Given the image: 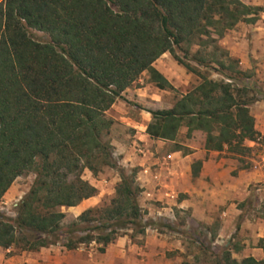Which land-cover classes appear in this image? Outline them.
Here are the masks:
<instances>
[{"label": "trees", "instance_id": "obj_1", "mask_svg": "<svg viewBox=\"0 0 264 264\" xmlns=\"http://www.w3.org/2000/svg\"><path fill=\"white\" fill-rule=\"evenodd\" d=\"M260 10L240 0H0V201L17 176L34 173L15 218L0 214V247L34 251L60 244L72 250L94 242L104 252L118 236L145 233L152 221L138 201V170L118 164L106 138L114 123L107 111L117 99L126 100L123 91L143 72L157 88L174 89L153 66L166 52L200 80L171 107L147 110L151 138L173 141L177 149L183 147L176 141L179 129L186 127L187 138L198 131L206 150L231 157L251 151L246 141L264 148L245 72L234 68L237 60L225 50L228 64L200 50L238 22H256ZM30 30L47 39H35ZM212 63L225 79L201 70ZM200 164L191 165L193 177ZM104 167L118 172L114 196L63 226L62 206L98 193L83 170L97 175ZM258 246L264 252V237ZM222 263L264 259L238 261L223 250Z\"/></svg>", "mask_w": 264, "mask_h": 264}, {"label": "crops", "instance_id": "obj_2", "mask_svg": "<svg viewBox=\"0 0 264 264\" xmlns=\"http://www.w3.org/2000/svg\"><path fill=\"white\" fill-rule=\"evenodd\" d=\"M221 38V47L237 60L238 69L259 76L264 90V20L237 24ZM122 94L125 99L133 100L141 99L143 92L140 87H128ZM255 102L257 106L250 113L255 129L264 135V95ZM127 108L125 101L117 99L108 112L114 122L125 123L133 131V137L148 146L154 141L145 132L150 113L143 112L142 118L137 119L126 113ZM186 131V127H181L178 132H184L186 141L179 142L183 147L167 149L159 155H154L148 147L138 153L133 151L134 146L124 147L121 140L112 139L121 162L138 167L136 181L143 188L138 201L144 207V218L177 216L182 227L191 222L214 230L213 244L225 243L231 258L239 261L252 256L263 260L264 252L258 240L264 237V152L258 155L259 159H251L252 164L242 165L241 158L231 157L225 151L206 150L200 132L193 131L187 138ZM245 143L251 149L259 144ZM195 161L201 164L193 177L191 165ZM150 200L161 206L147 202ZM250 206L248 210L246 207ZM182 253L180 239L147 228L144 234L133 238L130 234L118 236L99 253V260L82 259L74 264H182Z\"/></svg>", "mask_w": 264, "mask_h": 264}, {"label": "rangeland", "instance_id": "obj_3", "mask_svg": "<svg viewBox=\"0 0 264 264\" xmlns=\"http://www.w3.org/2000/svg\"><path fill=\"white\" fill-rule=\"evenodd\" d=\"M240 1L246 5L260 6L262 10L258 12L257 20H264V0H260V2H258L259 0ZM261 16H263V18H261ZM237 24L243 25L250 23L240 21ZM228 31L229 30H227L226 33ZM30 32L35 39H47V35L41 31L30 30ZM220 39L222 40L223 38ZM220 39H218L216 43L210 44L207 48H200L201 54L205 55L207 58L216 57L217 60H221L225 64H228L229 61L227 57L223 55L225 53V49L221 47L222 45L220 43ZM215 46H218L217 49ZM195 48L197 47H193L192 49L194 50ZM153 66H156V69L159 68L157 70H162V74L169 80L174 89L157 88L153 83L149 81L148 74L146 72H143L139 76V78L130 86V89H133L134 87L142 88L143 95L141 99H126L127 101L122 99L123 101H125L126 107H128L126 109V113L133 118H142L143 112H146L149 109H162L171 107L175 100L180 96V94L185 93L187 90L191 89L200 80L197 75L188 72L186 68L179 64L168 52H166L164 55L162 54L158 59H156L153 63ZM211 66L212 67L202 68L201 70H203V72L209 73L210 77L214 79H225L222 74L212 69L219 68L217 67L218 65L216 63H212ZM239 66L240 65L238 63H234V68L238 69ZM225 72L229 71L225 70ZM245 75L247 77H244L242 79L243 82L248 84V86L252 89L251 93L253 94V96L257 98V100H260L262 95H264L263 81L259 76H257L250 70L245 72ZM240 80H237L238 84H242ZM255 106H257V103H252L250 105V110ZM109 114L110 113L107 111L108 116H110ZM116 122L113 123L110 128L109 134L106 137L110 139L111 143L113 138L119 139L121 140V145H123L124 147L134 146L133 151L136 152H138L140 149L144 150L146 147H148L150 149H153L154 155H159L161 152L164 153L167 149H172L175 146L174 142L155 138H153L154 141L148 146H143V143L141 141H138L135 139V137H133L134 133L133 131H131V128L125 125V123L118 124ZM163 141H165V143H163ZM176 141L183 143L186 141L184 138V132L178 134V136L176 137ZM116 148L117 147L114 146V154L119 159L120 155ZM263 152L264 148L260 143L257 145H253L251 151L241 157V164L246 165V162H248V164H252L253 162L251 161V159H259L258 155L262 154ZM118 164L125 168L138 169L137 166L123 164L120 159L118 161ZM82 177L93 184L98 189V193L93 197L81 201L76 206H62L61 210L65 213L63 226H67L84 209L108 203L109 200L114 196L115 185L119 181L117 170L110 167H104L103 170L97 175H93L91 171H89L88 169H84L82 172ZM33 178L34 173L31 171L24 172L23 174L15 178L0 201V214L11 221L15 218L17 205L25 195V193L29 190ZM147 202L156 206H161L159 202H155L152 200ZM141 207L142 209H144L143 206ZM246 208L250 210L251 206ZM174 217L168 219L166 216L154 215L153 217H146V219L152 221V224L148 228L153 229L159 234H166L182 241V264H223L222 251L227 247H225V243L214 242L213 244L214 230H206L203 226L192 224L191 222L188 223V226L182 227L183 224L181 220L177 216ZM128 234H130V232ZM97 248L98 245L94 242L87 246L82 245L79 248L72 250H68L60 244H52L34 251H20L16 247L10 249H3L0 247V264H74L76 263V261L82 259L95 261L99 260L100 252Z\"/></svg>", "mask_w": 264, "mask_h": 264}, {"label": "built area", "instance_id": "obj_4", "mask_svg": "<svg viewBox=\"0 0 264 264\" xmlns=\"http://www.w3.org/2000/svg\"><path fill=\"white\" fill-rule=\"evenodd\" d=\"M257 140H258V138H257ZM15 205H17V204H15Z\"/></svg>", "mask_w": 264, "mask_h": 264}]
</instances>
